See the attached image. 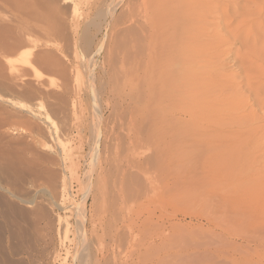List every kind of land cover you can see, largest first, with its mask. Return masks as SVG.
Masks as SVG:
<instances>
[{"label": "rangeland", "instance_id": "obj_1", "mask_svg": "<svg viewBox=\"0 0 264 264\" xmlns=\"http://www.w3.org/2000/svg\"><path fill=\"white\" fill-rule=\"evenodd\" d=\"M144 1L0 0V264H264L231 166L158 113Z\"/></svg>", "mask_w": 264, "mask_h": 264}, {"label": "bare ground", "instance_id": "obj_2", "mask_svg": "<svg viewBox=\"0 0 264 264\" xmlns=\"http://www.w3.org/2000/svg\"><path fill=\"white\" fill-rule=\"evenodd\" d=\"M154 5L148 58L152 63L158 58L159 115L180 120L188 148L197 129L207 133L201 136L216 147L210 168L231 166L234 208L245 202L247 221L264 224V0H155ZM229 45L239 48L233 52ZM227 64L231 76L223 73Z\"/></svg>", "mask_w": 264, "mask_h": 264}]
</instances>
